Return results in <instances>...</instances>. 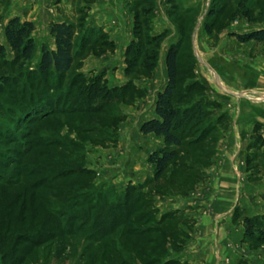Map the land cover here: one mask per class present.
Returning <instances> with one entry per match:
<instances>
[{
  "label": "rangeland",
  "instance_id": "374dc122",
  "mask_svg": "<svg viewBox=\"0 0 264 264\" xmlns=\"http://www.w3.org/2000/svg\"><path fill=\"white\" fill-rule=\"evenodd\" d=\"M27 1L0 0V43L7 47L0 63L13 57L3 36L8 19L15 14L22 20L32 19ZM117 2L116 17L120 19L116 26L92 24L85 5L74 14L56 11L77 26L76 47L82 43V35L90 41L105 39L101 32L114 44L87 45L85 55L76 58L78 65L74 64L62 84L55 75L39 76L36 68L41 46L54 48L50 24L55 21L45 17L33 22V58L22 69L7 64V70H0L10 74L13 68L11 75L18 79L17 84L0 92V264H4L1 254L15 243L19 247L15 259L22 257L21 264L206 262L205 250L198 243L197 216L212 207L210 199L204 203L202 197L210 190L211 168L219 164L221 139L229 116L234 114L232 101L247 94L240 89L264 85V41L239 42L231 33L264 27V0H153L150 6L144 4V8L150 7L144 32L163 36L154 67L145 69L146 56L135 53L127 71L125 49L134 39V14L141 7L134 6L133 0ZM14 5L18 11L13 15L10 10ZM210 10L213 13L207 15ZM206 24L210 33L204 29ZM115 28L119 34H110ZM172 43L179 46L181 80L177 93L182 106L196 109L198 104L201 113L186 124L181 132L184 144L176 148L179 153L155 180L148 157L166 145L162 137L142 133L140 126L156 116L152 97L156 94L157 98L167 82L162 59ZM150 48L146 47V53ZM30 72L38 75L35 86L28 78ZM97 73L106 82L107 96L93 99L94 111L80 113L90 103L79 90L84 88L85 92ZM74 79L76 87L72 88ZM194 82L195 88L183 98L182 92ZM127 83L129 87L123 91L110 90ZM223 112L228 116L224 119L227 126L215 128ZM262 151L247 149L246 165L250 156L255 161L249 168H262ZM209 152L207 165L205 155ZM241 177L238 175L239 180ZM244 202L238 200L229 222L241 254L215 258V264H264V242L244 237L243 217L248 215ZM123 209L128 218L119 214ZM59 212L65 214L57 217L60 226L71 222L72 234L46 239L48 230L43 227ZM112 213L116 216L113 221ZM68 215L78 219L67 222ZM254 215L260 217L258 223L263 227L264 211L248 216ZM155 226L157 232L141 235ZM35 228L40 233L34 237L41 241L27 246L23 234L30 235ZM228 246L234 245L229 241Z\"/></svg>",
  "mask_w": 264,
  "mask_h": 264
},
{
  "label": "trees",
  "instance_id": "16d2710c",
  "mask_svg": "<svg viewBox=\"0 0 264 264\" xmlns=\"http://www.w3.org/2000/svg\"><path fill=\"white\" fill-rule=\"evenodd\" d=\"M153 0H133L132 4L134 6H140L141 11L138 13L135 12L134 14V22H133V37L126 46L125 49V62L126 67L125 71L129 69L131 66V62L135 58V53L142 55H145L146 62L143 63V66L145 69H151L154 67L156 63L157 53L156 49L158 48L159 40L162 38L163 34L161 33H155L152 34L147 31L144 32L143 27L149 24V21L146 19L147 16L150 14V7L144 8V4L150 6L151 2ZM213 13L212 10L207 12V15H211ZM141 14V15H140ZM140 18V19H139ZM142 18V19H141ZM82 22H84L82 20ZM35 26L33 21L31 20H22L19 16H13L8 19L7 23L3 27V36L5 41L8 44V47L10 48L13 57L10 61H2L0 63V70H7L6 66L7 64L11 65L12 67H17L19 69H22L25 63L30 61L35 53L36 50V43L32 36V32L34 30ZM76 29L77 26L74 24V22L69 21H63V22H52L50 24V34L53 36L54 40V48H49L47 45H42L40 48V55L39 60L37 63V70L39 76L43 78H48L51 75H55L58 79V82L62 84V82L65 80L67 73L73 68L74 64L78 65L76 63V58H81L85 55V49L87 45L91 46H99L101 44H109L111 47L114 46L113 42L111 40H107L106 35L104 33H100V37L105 38L101 39V41L96 40V38L93 41H90L89 38H83V35L81 37L82 43L79 47H76L74 44V39L76 35ZM146 29V28H145ZM205 31L207 33L211 32V28L209 25L206 24V27H204ZM96 32L99 31L98 29H94ZM92 31V29H91ZM231 35L235 36L236 39L239 42H246L249 40H256V41H264V27H259L252 29L250 31H247L245 33H238L233 32ZM151 48H150V47ZM146 47L150 48V50L146 53L145 49ZM178 44L172 43L168 46L167 51L165 53V66L167 70V82L164 86V88L159 91L157 94V98L155 100L154 104V110H155V117H151L144 122H142L140 126V131L144 134L147 133H153L156 136H160L163 138V141L165 143V147H163L160 151H153L149 157L148 160L153 164L154 166V179H158L166 170L167 166L171 161L175 159L177 154L179 153L176 148L182 147L184 144L182 131L184 130V127L186 124L190 123L192 119L195 118L196 115L201 113L199 109V105L196 104V109L191 107H183L182 106V99H180V95H178V85L181 80V72H180V66L178 63ZM7 52V47L0 43V58L4 57ZM133 53L134 55H130ZM9 62V63H7ZM12 73L7 72H1L0 73V92L4 91V88L14 86L17 84L18 79L11 75L13 74V68H11ZM82 73H79V75ZM77 75V76H79ZM102 75L97 73L93 76V78L88 82V85L85 86L86 91L82 92L84 88H81L79 90L80 96L85 93L84 98L87 100L88 103H90V107H84L81 109L80 113H88L90 111H94L93 99H101L105 96H107L106 89V82L103 80L101 81ZM28 78L30 82L35 86L38 82V75L34 72H30L28 75ZM75 79L71 81L70 86L72 88L76 87ZM195 82L191 83L190 86H188L184 92H182L183 98H187V96L190 94L194 88H195ZM129 84H125L119 88H110L112 92L117 91H123L125 88H128ZM131 87V86H130ZM101 92V93H100ZM101 95H100V94ZM49 100V99H48ZM45 102V101H44ZM43 102V103H44ZM39 105H41L39 102H37ZM31 110L35 108V106L30 103ZM195 107V105H193ZM30 110V109H29ZM197 110V111H195ZM195 115V116H194ZM225 117H228L226 113H221L219 115V118L216 119V127L218 126H225ZM227 126V125H226ZM212 129L213 130L215 129ZM259 126L258 124L255 125L254 129V135L252 136V141L248 144V149L251 148H263L262 151V157L264 159V137H262L258 133ZM211 133V130H209ZM187 143V142H186ZM190 147V145H188ZM187 147V148H188ZM183 154L186 153V150L182 152ZM211 153L209 152L207 155H205V159L207 160L206 164L208 165L210 163V159L208 160ZM253 156H250V158H247V160H251ZM205 164V165H206ZM237 210V207L236 209ZM126 209H123L122 212H119L120 215H128ZM65 214L60 213L57 216H52L47 219L48 223H45V227L43 229H47L46 239L50 237H61V235H71L72 229L71 222L67 226H60V221H58L57 217L59 219L64 217ZM111 221H113L114 218H116L115 214H111ZM127 217V216H125ZM128 218V217H127ZM126 218V219H127ZM258 215L254 216H248L245 215L243 217V225H244V237L247 240L250 241H256V242H264V226H259ZM77 215L70 216L68 215L67 222L71 220H77ZM125 220V218H124ZM159 224V223H157ZM144 230V229H143ZM159 229L155 227H149L148 229H145L143 232L141 231V235L145 233H155ZM40 233V229H34L30 235L23 234L24 240L29 245H35L41 241V239H38L34 237V235H37ZM7 239L5 241V245H7V241L10 240ZM1 243V241H0ZM19 247L17 244H13L11 246V249H6L7 251L2 253V260L4 264H21V261L23 260L22 257L20 259H15V255L17 254V249ZM1 253V252H0ZM22 256H24L25 253H21Z\"/></svg>",
  "mask_w": 264,
  "mask_h": 264
},
{
  "label": "crops",
  "instance_id": "0c3cea01",
  "mask_svg": "<svg viewBox=\"0 0 264 264\" xmlns=\"http://www.w3.org/2000/svg\"><path fill=\"white\" fill-rule=\"evenodd\" d=\"M27 2L28 11H32V15L29 17L34 23L35 18L40 20L42 17L57 22L67 21L61 13L56 11L67 10L69 14H74V11L82 8L83 5L88 11L89 21L94 25L108 26L110 24L116 26L115 21L119 23L120 19L116 17L118 15L117 0H88L86 3L83 0H28ZM77 3L80 5H76ZM17 9L14 5L10 12L14 15L18 11ZM12 14L11 16H13ZM126 16L127 13L124 14L123 18L127 19ZM124 19L123 23H125ZM113 32L119 34L116 28L110 30V34ZM126 34L128 40L130 37L129 28ZM163 61L165 62V59H162ZM240 90L247 94L232 101L235 106L234 114L229 116L228 128L224 131V137L222 136L221 139L223 143L219 164L211 168L212 175L208 182L210 190L206 195H203V201H195L206 203V199L209 198L212 205L206 214H198L197 216L200 221L198 243L199 248L205 250V264H215L218 257L228 255L230 258L232 256L235 258L241 254L239 242H237L229 224L232 211L237 206L238 200L245 201L244 207L248 215L264 211V162L262 168H249L251 164H255V161L253 162L252 157L250 160L252 162L246 165L245 156L248 144L252 141V136L255 133L256 124L259 126L258 133L264 137V97H262L264 85H256L254 88L246 86ZM248 94L253 97H247ZM155 100L156 94L152 97L153 105ZM153 111L155 112L154 109ZM238 175H242V179L239 180ZM229 241L232 242L233 247L228 246Z\"/></svg>",
  "mask_w": 264,
  "mask_h": 264
}]
</instances>
